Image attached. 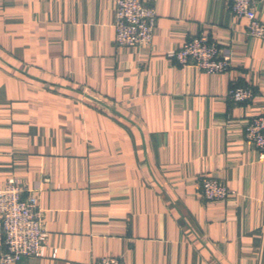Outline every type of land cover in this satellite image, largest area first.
<instances>
[{"label": "crops", "instance_id": "1", "mask_svg": "<svg viewBox=\"0 0 264 264\" xmlns=\"http://www.w3.org/2000/svg\"><path fill=\"white\" fill-rule=\"evenodd\" d=\"M231 2L149 0L152 44L119 46L117 0H0V183L39 191L46 232L16 264H264V159L244 134L264 112V38ZM202 35L229 71L178 63ZM205 174L235 193L206 200Z\"/></svg>", "mask_w": 264, "mask_h": 264}, {"label": "built area", "instance_id": "2", "mask_svg": "<svg viewBox=\"0 0 264 264\" xmlns=\"http://www.w3.org/2000/svg\"><path fill=\"white\" fill-rule=\"evenodd\" d=\"M257 0H232L231 11L247 20L248 34L264 38V23L256 12ZM157 25V12L149 0H117L115 41L119 46H150ZM181 66H195L207 73H224L231 67L230 54L209 36L191 37L177 52ZM248 85H235L228 98L247 102L254 98ZM245 138L255 144L264 159V112L253 117L245 126ZM200 189L206 200H225L235 193L227 183L210 175L200 177ZM39 191L18 184L9 178L0 183V230L4 234L0 248V264H16L24 256H41L45 244L43 212ZM93 264H121L115 256H104Z\"/></svg>", "mask_w": 264, "mask_h": 264}]
</instances>
